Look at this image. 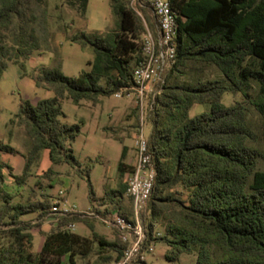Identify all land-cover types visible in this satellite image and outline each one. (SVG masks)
I'll return each instance as SVG.
<instances>
[{
	"label": "trees",
	"instance_id": "obj_1",
	"mask_svg": "<svg viewBox=\"0 0 264 264\" xmlns=\"http://www.w3.org/2000/svg\"><path fill=\"white\" fill-rule=\"evenodd\" d=\"M56 1L55 23L71 43L89 47L94 55L90 70L77 77L62 72L50 0H0V79L9 63L22 66L35 52L54 53L52 66L41 68L36 81L53 96L35 106L23 102L10 121L26 135L21 175L3 159L15 149L0 140V264H111L126 248L98 233L86 216L71 215L53 222L41 250L34 253L36 224L22 216L50 218L56 198L43 193L37 200L12 204L15 195L7 188L8 180L19 187L27 183L44 150L52 165L81 169L72 149L81 127L61 119V101L96 105L133 88V71L142 57L150 20L130 7L129 0H109L113 28L71 35L64 8L85 20L89 0ZM168 1L177 15V56L155 99L148 144L157 175L147 208L151 221L147 225L142 216L143 225L150 240L166 244L170 264L184 255H195L196 264H264V0ZM225 94L241 100L226 106ZM195 105L207 111L191 117ZM114 139L123 143L125 138ZM127 152L123 146L118 188L106 196L111 215L131 219L133 201L126 194L127 182L122 183L133 169L125 164ZM91 168L86 170L88 180ZM53 174V167L45 172L47 177ZM71 223H83L91 236L69 230ZM158 223L162 234L155 229ZM156 233L161 236L153 238Z\"/></svg>",
	"mask_w": 264,
	"mask_h": 264
},
{
	"label": "rangeland",
	"instance_id": "obj_2",
	"mask_svg": "<svg viewBox=\"0 0 264 264\" xmlns=\"http://www.w3.org/2000/svg\"><path fill=\"white\" fill-rule=\"evenodd\" d=\"M56 4V0H50L51 28L55 32V46L62 63V72L68 77H77L82 71L90 70L88 63L93 60L94 55L89 47L82 48L78 44L71 43L67 34L60 30V25L55 23V16L59 15ZM129 6L139 12L144 11L142 14H146L150 20L148 27L154 32L157 31V20L149 6L133 0H129ZM63 14L64 24L69 26L68 35L77 32H104L114 27L109 0H89L85 20L67 7L64 8ZM53 58L54 53L35 52L29 59L22 62V66L9 63L0 79V140L15 149L13 154H4L3 159L13 166L16 175H21L24 170L26 135L23 128L11 124L10 121L19 112L23 102L29 101L35 106L40 100L53 96L52 92L36 85L40 69L51 67ZM165 78L166 75L163 76L162 82L150 86L143 104H140L134 96L124 95L122 98H117L115 94L102 98L96 105L87 101L76 105L70 98H64L61 101L64 114L61 119L70 125L81 127L79 135L72 144V149L82 167L73 169L66 164L54 166L50 161L49 152L42 151L39 163L32 170L33 176L28 178L25 185L19 187L12 181H7L8 190L15 195L12 204L26 203L29 199L37 200L43 193H49L58 198L62 191L66 205L75 206L76 212H84L98 233L109 241H122L119 230L108 223L112 219L110 211L113 206L106 192L118 188L120 177L117 169L123 145L132 147L133 140L140 129H143L146 138H149L155 99L162 90ZM238 100H241L239 95L225 94L223 97V103L226 106H231ZM206 111V106L195 105L190 111V116L194 117ZM117 136L125 138L123 144L114 139ZM135 156L134 153V159ZM88 165H92L90 181L86 175ZM50 167H53L56 174L47 177L45 172ZM127 181L128 175L122 183ZM124 205H129L127 198ZM142 216L148 225L151 221L150 211L145 210ZM22 220L34 222L36 224L34 230L37 233L47 222V219H39L37 213L23 215ZM155 229L163 233L161 223H158ZM75 232L82 237L91 236L90 229L83 223L76 224ZM42 243L43 239L36 235L34 253L39 252ZM154 245L155 251L146 257V261L150 264H170L165 257L166 244L156 240ZM64 262H67V257ZM172 264H196V256L184 255L178 262Z\"/></svg>",
	"mask_w": 264,
	"mask_h": 264
},
{
	"label": "built area",
	"instance_id": "obj_3",
	"mask_svg": "<svg viewBox=\"0 0 264 264\" xmlns=\"http://www.w3.org/2000/svg\"><path fill=\"white\" fill-rule=\"evenodd\" d=\"M149 6L157 20V31H152L145 25L142 43V57L133 71L134 86L131 89L118 91L115 96L122 98L134 96L140 104H143L148 89L152 84L162 82L167 69L176 62L177 56V15L172 10L168 0H133ZM144 119L142 118V124ZM136 163L128 175L126 194L133 201L134 216L128 219L118 213L111 215V223L120 232V238L126 248L122 255L111 264H136L146 260V257L155 251L154 241L143 225L142 214L148 208L156 180V167L153 156L149 150L148 139L144 130L140 129L134 139ZM61 191L56 198L49 217L55 223L61 217L82 215L84 212H76L75 206H67ZM49 218V219H50ZM75 231L76 224L67 226ZM161 236L156 233L153 238Z\"/></svg>",
	"mask_w": 264,
	"mask_h": 264
},
{
	"label": "crops",
	"instance_id": "obj_4",
	"mask_svg": "<svg viewBox=\"0 0 264 264\" xmlns=\"http://www.w3.org/2000/svg\"><path fill=\"white\" fill-rule=\"evenodd\" d=\"M125 140V139H124ZM134 142V140H133ZM124 143V141H123ZM122 143V144H123ZM123 146H126V145H123ZM127 149H128V152H127V155H126V159H125V164H127L128 166H134L135 163H136V159L137 157L135 156V159H134V153L136 154L135 152V147H134V143H133V146L132 147H129V146H126ZM13 167V166H12ZM14 169V168H13ZM15 174V173H14ZM47 219V222H45V226H43V228H41L40 231L42 232H35V230H33V233H34V240H35V237L36 235H39V237L41 239H43V243H44V238H45V235L52 229V227L54 226L53 224V221L49 218H46ZM75 232V231H74ZM76 233V232H75ZM43 243H42V246H43ZM42 248V247H41ZM33 249H34V243H33ZM41 250V249H40ZM39 250V251H40ZM34 251V250H33ZM38 253V252H37Z\"/></svg>",
	"mask_w": 264,
	"mask_h": 264
}]
</instances>
